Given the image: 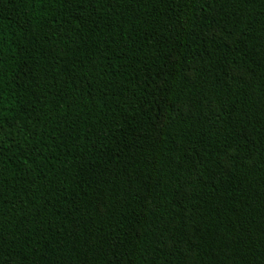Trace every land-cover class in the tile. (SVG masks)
<instances>
[{
  "label": "trees",
  "instance_id": "trees-1",
  "mask_svg": "<svg viewBox=\"0 0 264 264\" xmlns=\"http://www.w3.org/2000/svg\"><path fill=\"white\" fill-rule=\"evenodd\" d=\"M0 264H264V0H0Z\"/></svg>",
  "mask_w": 264,
  "mask_h": 264
}]
</instances>
